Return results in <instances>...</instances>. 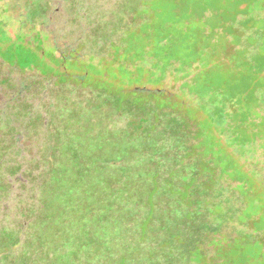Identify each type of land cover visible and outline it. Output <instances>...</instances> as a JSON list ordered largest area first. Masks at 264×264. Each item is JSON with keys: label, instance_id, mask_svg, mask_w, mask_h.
<instances>
[{"label": "rangeland", "instance_id": "obj_1", "mask_svg": "<svg viewBox=\"0 0 264 264\" xmlns=\"http://www.w3.org/2000/svg\"><path fill=\"white\" fill-rule=\"evenodd\" d=\"M134 1L121 47L92 0H0V103L33 74L81 89L0 105V264H264V0ZM138 87L184 103L190 143Z\"/></svg>", "mask_w": 264, "mask_h": 264}, {"label": "trees", "instance_id": "obj_2", "mask_svg": "<svg viewBox=\"0 0 264 264\" xmlns=\"http://www.w3.org/2000/svg\"><path fill=\"white\" fill-rule=\"evenodd\" d=\"M104 1L107 0H92L91 3L82 6L81 8V13L86 15V21L82 19V24L84 26L85 22H89L90 30L95 27L94 30L99 31L95 24L98 21H107L106 24H104L105 30L96 36L95 43L100 42L101 44H108L111 42H117L121 47H124L131 37L130 27L135 24L136 21L139 22L145 19L142 22L143 24L148 20L146 19V14L154 13L152 8L144 11L143 8L135 1L133 2V0ZM76 13H78V6L74 4V16ZM113 13L120 15V18L117 21L119 25L117 26L113 23L112 17H115L113 16ZM126 21H129V23L126 24ZM75 22L76 18L74 17L73 24L77 26ZM89 26H84L86 31H88L87 29H89ZM77 29H79V27L75 30L77 31ZM78 40H81V38L79 37ZM55 81L56 79L52 76L39 74L26 76L25 78H22L20 82H18L17 79H13L12 83H8V86H6L7 90L5 91L10 98L6 100L3 105L1 103L0 105L8 108V112L10 110L12 111V107L15 106L14 103L19 98L23 99L21 106H19L20 109L25 105L27 108L29 107L30 112L36 114L39 111H42V113H44L59 102L55 101L56 94L61 95L66 92H73L74 94L81 91L80 86L74 85L70 83V81H67V83H56ZM135 93L139 96L144 95L141 100L138 101L139 104L136 108L137 111L141 112L140 115H142L141 120L143 123L149 124L150 122H153L155 124L153 119L156 120L157 117L161 124L168 122L171 125L172 133L179 135L187 144L191 142L189 136L193 135L195 131L190 128L195 126L198 120H195L191 116L190 111H188L187 108L186 111H184V103L178 102L174 97H170V94L160 89L144 90L138 87ZM145 95H148L149 97L146 98ZM20 109H17L16 112H20ZM185 135L187 136L186 139L184 138ZM194 158L198 159L197 154H194ZM214 188L219 192L222 186L217 184ZM224 215L230 216L227 213ZM223 228L225 229V227Z\"/></svg>", "mask_w": 264, "mask_h": 264}]
</instances>
